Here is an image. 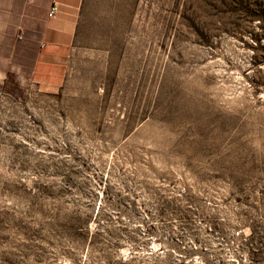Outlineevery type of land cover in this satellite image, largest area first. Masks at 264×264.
Wrapping results in <instances>:
<instances>
[{"label":"rangeland","instance_id":"1","mask_svg":"<svg viewBox=\"0 0 264 264\" xmlns=\"http://www.w3.org/2000/svg\"><path fill=\"white\" fill-rule=\"evenodd\" d=\"M25 66L0 264H264V0H87L61 76Z\"/></svg>","mask_w":264,"mask_h":264},{"label":"crops","instance_id":"2","mask_svg":"<svg viewBox=\"0 0 264 264\" xmlns=\"http://www.w3.org/2000/svg\"><path fill=\"white\" fill-rule=\"evenodd\" d=\"M86 1L0 0V78L27 63L36 79L60 77L77 46Z\"/></svg>","mask_w":264,"mask_h":264},{"label":"built area","instance_id":"3","mask_svg":"<svg viewBox=\"0 0 264 264\" xmlns=\"http://www.w3.org/2000/svg\"><path fill=\"white\" fill-rule=\"evenodd\" d=\"M57 9H58L57 7L53 8V9H52V10H53L52 12H55Z\"/></svg>","mask_w":264,"mask_h":264}]
</instances>
